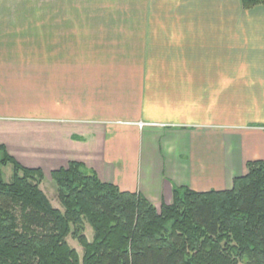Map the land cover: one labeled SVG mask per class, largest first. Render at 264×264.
<instances>
[{
    "label": "crops",
    "instance_id": "crops-1",
    "mask_svg": "<svg viewBox=\"0 0 264 264\" xmlns=\"http://www.w3.org/2000/svg\"><path fill=\"white\" fill-rule=\"evenodd\" d=\"M0 145L158 210L175 188L231 190L264 160V6L0 0Z\"/></svg>",
    "mask_w": 264,
    "mask_h": 264
},
{
    "label": "trees",
    "instance_id": "trees-1",
    "mask_svg": "<svg viewBox=\"0 0 264 264\" xmlns=\"http://www.w3.org/2000/svg\"><path fill=\"white\" fill-rule=\"evenodd\" d=\"M241 4L248 11L264 0ZM8 165L11 183L3 177ZM51 176L63 210L42 190L44 172L24 167L0 145V264H264V160L249 162L231 190L175 188L173 203L160 210L83 163Z\"/></svg>",
    "mask_w": 264,
    "mask_h": 264
},
{
    "label": "rangeland",
    "instance_id": "rangeland-1",
    "mask_svg": "<svg viewBox=\"0 0 264 264\" xmlns=\"http://www.w3.org/2000/svg\"><path fill=\"white\" fill-rule=\"evenodd\" d=\"M21 160L25 164H30V163L35 164V162H36L35 157H32L31 155H28V156L24 155L23 157L21 156ZM18 162L20 163L21 161H18ZM20 164L26 168H31V169L37 168V167H27L25 164H22V162ZM3 177H4V180L6 181V183L12 182V180H13V167H12V165H8L4 169V176ZM51 185H53V186H51ZM41 187H42V190L46 192V194H47L48 198L50 199L51 203L53 204V206L57 209L63 210V207L57 198V189H56V186L52 180L51 174L48 173L47 179H45V181ZM53 188L55 191L53 190ZM85 235L89 238L90 241H93L94 231L89 224H86ZM68 243L73 249H75L79 253L81 258H83L84 252H83V248L80 246V244L71 237L68 238Z\"/></svg>",
    "mask_w": 264,
    "mask_h": 264
}]
</instances>
